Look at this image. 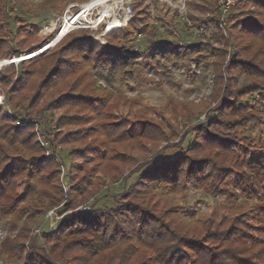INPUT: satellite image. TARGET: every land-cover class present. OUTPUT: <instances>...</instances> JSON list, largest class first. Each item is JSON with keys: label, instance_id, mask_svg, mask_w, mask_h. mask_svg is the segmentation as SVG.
<instances>
[{"label": "rangeland", "instance_id": "1", "mask_svg": "<svg viewBox=\"0 0 264 264\" xmlns=\"http://www.w3.org/2000/svg\"><path fill=\"white\" fill-rule=\"evenodd\" d=\"M90 1L0 0V39L11 43L20 55L11 60L0 59V78L9 74L8 70L14 73L9 74L13 81L21 70L38 73L33 84H28L22 92L20 99L28 102H23L26 105L18 110L6 103L10 86L0 79V110L17 116L18 127L32 125L44 158L53 161L58 171L51 183L53 187H39L36 197L20 206V225L26 228L22 239H14L17 231H12L7 221L0 218V264H38L43 258L51 260L50 264H74L71 261L74 255L60 254V250L52 252L51 244L45 240L61 221L82 212L118 209L127 202L123 195L140 184L146 174L164 160L187 155L195 134L219 119L233 123L231 127L218 126L216 131L219 138L227 140L216 139L210 149L203 148L192 155L197 159L210 158L213 163L206 165L200 175L206 177L196 182L202 185L188 183L178 189H157L147 199L157 207V212L170 209L185 218L192 228L207 220L221 226L220 229L241 233L243 237L233 247L248 248L245 256H258L264 250L263 244L255 242L256 238L264 237V99L258 95L254 99L245 97L242 113L236 115L230 111L224 115V98L216 71V68L224 70L231 62L240 43L231 40L228 30L223 28L228 42L220 47L224 50L223 58H213L204 73L190 58L176 61L156 56L155 59L146 40L138 37V63L112 81L91 79L81 70L58 80L51 79L42 88V81L50 80L56 63L49 58L57 52L56 45L61 41L55 35L45 46L39 45L54 34L48 33L47 27L69 7ZM217 1L220 7V0H189L186 18L177 19L176 36L172 37L164 28L159 30L160 39L185 46L199 41L200 35L205 41L214 38L213 28L198 26L209 18L208 12L216 7ZM240 1L229 11L233 18L251 10L250 5L243 6ZM151 10L157 18L166 14L168 8L152 2ZM196 20L197 24L193 23ZM109 42L123 44L119 40ZM211 44L214 48L220 46ZM33 58L40 60L33 65L25 62ZM246 83L240 78L237 85ZM233 90L240 95L237 86ZM79 94L97 98L102 107L80 105L81 100L75 97ZM30 100L34 106L27 107ZM239 100L233 106H238ZM221 114L224 116L220 117ZM95 148H99V156L90 154ZM7 163L10 162L0 165V172ZM10 164L19 167L22 161L15 159ZM41 190V195L49 191L55 198L39 196ZM38 200L45 203L44 207L37 204ZM7 239L15 241L14 251L5 247ZM260 256L257 263L264 264V254ZM140 261L132 257L128 264H140ZM105 263L96 259L88 264Z\"/></svg>", "mask_w": 264, "mask_h": 264}, {"label": "trees", "instance_id": "2", "mask_svg": "<svg viewBox=\"0 0 264 264\" xmlns=\"http://www.w3.org/2000/svg\"><path fill=\"white\" fill-rule=\"evenodd\" d=\"M147 1L136 2L132 21L124 28L108 34L107 45L93 41L91 31H74L64 37L56 45L57 52L49 58L56 62L50 76L48 75L50 80L42 81L41 87L46 86L51 79L58 80L81 70H84L85 75L91 79L112 81L116 75L127 73L129 67L138 63L140 58V53L136 49L138 37L146 40L155 59L156 56L176 61L190 58L206 73L213 58H223L224 50L220 47L228 45L222 30L226 28L229 38L238 40L240 44L236 46V52L224 70L216 68V71H219V85L224 98L222 103L224 115L230 111L236 115L242 113L241 103L245 97L254 99L253 97L258 95L264 99V82H259L264 80V0H241L240 3L243 6L250 5L251 10L237 14L236 18L229 12L225 16L223 28L222 10L217 1L216 7L208 12L209 18H205L202 25L198 26L213 28L215 32L213 37L216 38L210 37L209 41H205L204 36L200 35L199 41L185 46L162 40L159 36V30L164 28L172 37L176 36L174 30L178 25L179 14L168 9L166 14L154 18ZM155 3L159 5L157 1ZM193 23L197 24V20ZM55 35L56 33L46 37L39 45L45 46L48 39ZM110 40H119L123 44H113L109 42ZM211 43L220 46L214 48ZM65 55H69V58H64ZM19 56L11 43L0 39L1 60H11ZM38 59L33 58L25 62L32 64ZM71 59L75 61H70ZM102 68L107 71L101 72ZM7 73L14 74L11 70ZM164 73L162 72L163 76ZM9 74H4L0 78L4 84L10 86L5 101L14 107V110H18L26 105L23 102H28L20 99L22 92L28 84H33V79L38 73L34 74L29 69L21 70L15 81ZM240 78H244L247 83L238 86ZM236 86L240 95L233 90ZM75 97L81 100L80 105L86 104V107H91L89 105L95 104L99 108L102 107V102L98 103L99 100L90 95L79 94ZM237 99L241 101L239 100L238 106H233ZM15 101L17 104H14ZM32 101L30 100L27 107L34 106L35 99ZM224 115L221 114L220 117ZM18 119L17 116H9L0 110V165L11 163V160L15 159L22 161V166L19 167L7 163L0 172V218L7 221V226L12 228V231H17L14 239L17 237L22 239L21 234L26 229L20 225L22 219L18 213L21 211L20 206L30 198H35L39 187H53L54 184L51 183L58 174L54 162L44 158L43 149L36 140L32 125L18 127ZM243 120L247 121L246 118H242ZM232 125L233 123L221 122L219 119L208 126H203V130L195 134L193 144L188 146L187 155L164 160L161 165L151 170L140 184L138 182L130 192L123 195L127 202L119 205L118 209L109 212L93 210L64 218L57 229L45 238L46 242L51 244V251L60 250V254L74 255L71 259L74 264H88L96 259L106 262L105 264H128L132 257L141 259L140 264L260 263V255L264 254V250H260L256 254L258 256H245L248 248L243 250L239 248L240 246L233 247L237 244L236 241L239 242L243 237L241 233L234 234L232 230L220 229L221 226L213 225L207 220L198 222L197 224L201 225L192 228V225L184 221L185 218L172 213L170 209L157 212V207L147 199L151 195L154 196L157 189L169 187L178 189L188 183L196 187L201 186L202 184L196 182L206 177L200 175H203L206 165L213 163L210 162V158L197 159L192 155H197L203 148L210 149L216 143V139L227 140L222 136L219 138L216 131L219 129L218 126L224 128ZM97 149L99 148L93 149L90 154L99 156ZM20 186L24 187L22 193L19 192ZM41 193L42 190L39 196ZM41 196L50 200L55 198L49 191ZM37 204L44 207L45 203L38 200ZM255 242L264 245V237L256 238ZM5 247L14 251L15 241L7 239ZM40 260L43 261L38 264L51 263V260L45 258Z\"/></svg>", "mask_w": 264, "mask_h": 264}, {"label": "built area", "instance_id": "3", "mask_svg": "<svg viewBox=\"0 0 264 264\" xmlns=\"http://www.w3.org/2000/svg\"><path fill=\"white\" fill-rule=\"evenodd\" d=\"M104 1L103 3H100ZM138 0H92L86 4L69 7L61 17L48 26V33H56L57 41L62 40L74 31H91V39L95 42L106 43V36L113 31L124 28L134 16V5ZM157 1L160 5L180 17L186 18L189 0H148L147 4ZM237 0H220L223 28L225 16L236 4ZM111 6V9L109 8ZM108 13L100 15L108 10ZM151 12H153L151 10ZM110 23H116V28L109 29ZM2 100V99H1Z\"/></svg>", "mask_w": 264, "mask_h": 264}, {"label": "bare ground", "instance_id": "4", "mask_svg": "<svg viewBox=\"0 0 264 264\" xmlns=\"http://www.w3.org/2000/svg\"><path fill=\"white\" fill-rule=\"evenodd\" d=\"M104 1H102V2H100V3H103ZM110 9H111V6L109 7ZM108 11H109V9L108 10H106V11H104V12H102L100 15H102V14H104V13H108ZM109 29H112V28H116V23H110L109 25Z\"/></svg>", "mask_w": 264, "mask_h": 264}, {"label": "water", "instance_id": "5", "mask_svg": "<svg viewBox=\"0 0 264 264\" xmlns=\"http://www.w3.org/2000/svg\"><path fill=\"white\" fill-rule=\"evenodd\" d=\"M12 63H14V62L12 61Z\"/></svg>", "mask_w": 264, "mask_h": 264}]
</instances>
